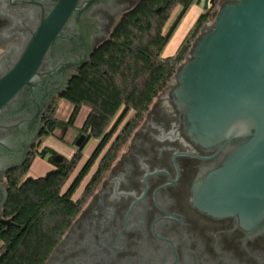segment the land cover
Segmentation results:
<instances>
[{
  "label": "flooded vegetation",
  "instance_id": "1",
  "mask_svg": "<svg viewBox=\"0 0 264 264\" xmlns=\"http://www.w3.org/2000/svg\"><path fill=\"white\" fill-rule=\"evenodd\" d=\"M135 1L77 0L75 13L68 17L56 41L43 51L39 44H33L57 0H0V82L19 70L17 79L22 84L0 108V149L13 144L10 138L19 124L28 121L36 110L25 108L31 94L48 92V86L40 88L46 83L58 88L66 76L69 83L73 76L60 69L80 60L86 50L93 53ZM234 1L215 0L206 12L214 17L215 8ZM185 58L175 74L189 55ZM81 68L68 72L76 76ZM175 74L169 89L158 94L128 136L123 140L121 130L116 131L82 177L100 140L77 129L69 159L82 153L91 140L98 142L69 183L78 182L72 196L79 204L77 212L43 264H264V212L253 213L247 220L241 215L207 212L194 203V185L222 168L233 147L242 142L201 148L189 139L184 111L176 106L172 95L178 86ZM61 95L57 93L41 114L42 128L23 165L41 148L54 152L44 157L52 169L61 163L58 153L44 145L43 139L55 137V130L64 128L58 137L64 141L70 128L57 126L52 135H41L48 126L51 107ZM80 136L84 141L77 148L75 142ZM10 171L0 176V201L3 192L8 199L6 176ZM5 204L0 221L10 223H0L3 230L13 220L5 217Z\"/></svg>",
  "mask_w": 264,
  "mask_h": 264
},
{
  "label": "water",
  "instance_id": "2",
  "mask_svg": "<svg viewBox=\"0 0 264 264\" xmlns=\"http://www.w3.org/2000/svg\"><path fill=\"white\" fill-rule=\"evenodd\" d=\"M214 1L203 0V10H209ZM76 4L77 0H57L33 45L39 44L45 51L55 42L68 17L75 13ZM213 16L211 30L197 39L189 60L176 72L178 86L172 95L184 111L186 133L196 145L210 148L242 142L233 147L222 168L194 185V203L207 212L249 220L253 213L264 212V0H235ZM91 55L92 49L86 50L80 60L60 70L74 77L68 69L83 67ZM19 72L12 71L0 82V108L21 87ZM46 86L49 91L42 96L33 92L29 97L26 110H36L19 124L10 138L13 144L0 149V176L23 165L42 128L41 114L57 93L65 92L68 76L58 88H53V83L40 88ZM83 141L80 136L75 147L81 148ZM6 200L3 192L0 215ZM0 223L9 226L10 220Z\"/></svg>",
  "mask_w": 264,
  "mask_h": 264
},
{
  "label": "trees",
  "instance_id": "3",
  "mask_svg": "<svg viewBox=\"0 0 264 264\" xmlns=\"http://www.w3.org/2000/svg\"><path fill=\"white\" fill-rule=\"evenodd\" d=\"M199 0H138L118 20L107 40L93 51L89 62L73 77L60 99L72 109L67 121L54 117L51 107L48 126L42 136L57 126L74 128L82 108L88 113L79 131L100 140L85 175L113 134L126 136L148 110L175 74L209 12L201 14L174 55L162 58L171 35L186 12ZM179 11L164 31L174 9ZM50 149L31 153L26 163L7 174L8 199L5 217L12 225L0 229V264H43L78 209L72 200L77 181L67 185L82 158L77 152L38 178L25 177L36 157L44 159ZM66 187V188H65Z\"/></svg>",
  "mask_w": 264,
  "mask_h": 264
},
{
  "label": "rangeland",
  "instance_id": "4",
  "mask_svg": "<svg viewBox=\"0 0 264 264\" xmlns=\"http://www.w3.org/2000/svg\"><path fill=\"white\" fill-rule=\"evenodd\" d=\"M199 5H198V3L193 5L186 12V14L183 16V18L181 19V21L177 25L176 29L174 30L173 34L171 35V38H170L167 46L163 50L162 58L170 57V56L175 54V52L179 48L180 44L182 43V41L184 40L186 35L193 28V26H194V24L198 18V14H200V13H198V10L196 8L198 7V8H200V10L203 9V0H202V4H199ZM219 10H220V7H217L214 9V11H219ZM178 11H179V8H176L173 10L164 31H166L167 28L174 21ZM205 13H206V11L204 10V14ZM213 22H214V17L209 15L206 22H204L200 26L195 38L192 40V42L190 44L189 52L184 56V57H186L185 59L188 58V55L190 54L192 46L195 44L197 39L200 36H202L204 33L211 30ZM169 83L166 85V87L163 89V91L159 94V96L163 95V92H165L169 89V86H170ZM71 109H72V107L68 102H66L62 99L57 100L55 117L57 119H59L60 121H67L69 118V115L71 113ZM87 112H88L87 108L84 107L81 109V111H80V113H79V115L76 118V121L74 123V128L68 129V132L65 136L64 141L58 139V137L62 136V134H63L62 131H64V128H57L55 130V137H49V138L43 139L44 144L51 147L54 151H56L58 153V157L60 158L59 161L62 162L64 158L71 156V154L74 150V147H72L70 144L72 142V139H73L72 137L76 133L77 129L81 127ZM97 142L98 141H96V140H91L88 143V145L84 148V150L82 151L81 161L78 164L77 168L72 173L66 187L69 185L72 178L78 172L79 168L82 166V164L85 162V160L89 157V155L91 154V152H92L94 146L97 144ZM51 169H52V165L50 163H47V161H45L44 159H40V158L36 157V159L32 163V165H31V167H30V169H29V171L25 177L38 178V177L44 176Z\"/></svg>",
  "mask_w": 264,
  "mask_h": 264
},
{
  "label": "crops",
  "instance_id": "5",
  "mask_svg": "<svg viewBox=\"0 0 264 264\" xmlns=\"http://www.w3.org/2000/svg\"><path fill=\"white\" fill-rule=\"evenodd\" d=\"M199 4H202V0H199L198 5H199ZM199 6H200V5H199ZM196 9L198 10V13H200V14L197 13V14H198V17H199L201 14H204V10H203V9L200 10V8H198V7H197ZM87 113H88V112H87ZM87 113H86V115H87ZM85 117H86V116H85ZM56 119H57V118H56ZM58 120H59V119H58ZM83 121H84V120H83ZM81 126H82V125H81ZM43 144H44V143H43ZM44 145H46V144H44ZM46 146H47V145H46ZM69 158H70V157H67V159H69ZM35 159H36V158H35ZM35 159H34V160H35ZM33 162H34V161H33Z\"/></svg>",
  "mask_w": 264,
  "mask_h": 264
}]
</instances>
